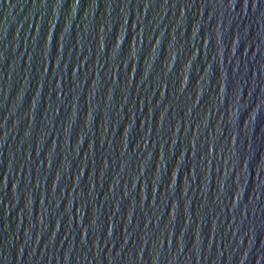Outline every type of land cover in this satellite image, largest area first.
Listing matches in <instances>:
<instances>
[{
	"label": "water",
	"instance_id": "1",
	"mask_svg": "<svg viewBox=\"0 0 264 264\" xmlns=\"http://www.w3.org/2000/svg\"><path fill=\"white\" fill-rule=\"evenodd\" d=\"M0 264H264V0H0Z\"/></svg>",
	"mask_w": 264,
	"mask_h": 264
}]
</instances>
